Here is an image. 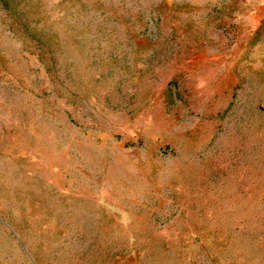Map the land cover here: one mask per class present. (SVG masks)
<instances>
[{
	"label": "rangeland",
	"instance_id": "rangeland-1",
	"mask_svg": "<svg viewBox=\"0 0 264 264\" xmlns=\"http://www.w3.org/2000/svg\"><path fill=\"white\" fill-rule=\"evenodd\" d=\"M0 264H264V0L0 3Z\"/></svg>",
	"mask_w": 264,
	"mask_h": 264
},
{
	"label": "trees",
	"instance_id": "trees-1",
	"mask_svg": "<svg viewBox=\"0 0 264 264\" xmlns=\"http://www.w3.org/2000/svg\"><path fill=\"white\" fill-rule=\"evenodd\" d=\"M5 2V0H0V3H4Z\"/></svg>",
	"mask_w": 264,
	"mask_h": 264
}]
</instances>
